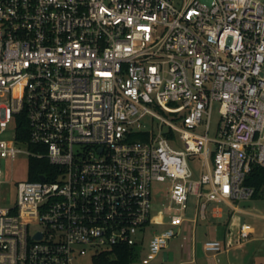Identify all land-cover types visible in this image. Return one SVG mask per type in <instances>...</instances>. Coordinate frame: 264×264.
Segmentation results:
<instances>
[{
	"label": "built area",
	"instance_id": "2783aa9c",
	"mask_svg": "<svg viewBox=\"0 0 264 264\" xmlns=\"http://www.w3.org/2000/svg\"><path fill=\"white\" fill-rule=\"evenodd\" d=\"M21 155L9 201L4 169ZM32 159L46 174L28 178ZM253 164L264 168V0H0V264L141 249L166 216L149 263L208 203L251 197ZM154 183L167 197L155 213Z\"/></svg>",
	"mask_w": 264,
	"mask_h": 264
},
{
	"label": "rangeland",
	"instance_id": "374dc122",
	"mask_svg": "<svg viewBox=\"0 0 264 264\" xmlns=\"http://www.w3.org/2000/svg\"><path fill=\"white\" fill-rule=\"evenodd\" d=\"M218 117L219 115L215 106L214 111L212 113V128L215 127ZM188 162L193 171L194 176L199 177L202 171L204 170L201 163V158L197 155H192L188 157ZM2 166H4L3 163ZM26 169L27 157H25L24 155H21L16 158L12 166L8 165L4 169V178L10 180V186L4 189V194L9 201L15 199V188L13 183L26 178ZM166 198L167 197L166 192L163 189V183H154L152 193V209L154 213L159 208H162L161 203H165L167 201ZM203 200L204 199L202 198L200 202H202ZM230 204H235L239 207V209H241V211H235V215L239 217V221L250 223L252 226L255 227V233L252 236H257L258 238L256 241H254V243H260L264 245V186L262 187L261 191L257 194V196H251L249 198L230 199ZM196 205L197 198L194 195H189V198L187 200V209L185 210L186 218L192 219L195 216ZM213 205L214 203H208V211H206L207 213L204 219L210 218V221L214 219L212 216V212H210V209ZM218 205L224 209V222L221 221L219 225L223 227L227 226V230H232V220L230 221L229 225L225 224L227 219H230V216L232 215V208H230L227 202H220L218 203ZM198 219L200 220V218ZM199 222L195 225V227L194 225H192L194 223H192L191 221L188 223L184 222L179 227H174L177 231V235L168 240L167 246L159 254H157L155 259H152L149 263H142L141 260L146 254V245L149 239L153 235L158 234L166 228L170 227L167 224V218L165 216L164 222L162 224H154L148 228L144 239V244L139 250L138 255L131 261V264H177V256L181 251H184V249H186L185 247L187 246V243L190 241L191 235L193 234V227L195 228L196 232L200 230L201 224ZM208 237L216 238L215 235L211 234V232L208 233ZM165 250H173L176 255L175 259L172 261L163 260L162 252ZM71 264H94V262L90 255H82L74 258Z\"/></svg>",
	"mask_w": 264,
	"mask_h": 264
},
{
	"label": "crops",
	"instance_id": "0c3cea01",
	"mask_svg": "<svg viewBox=\"0 0 264 264\" xmlns=\"http://www.w3.org/2000/svg\"><path fill=\"white\" fill-rule=\"evenodd\" d=\"M227 204L232 208V215L230 219H227L225 224L229 225L232 220V230H227V226L223 227L219 225L221 221L224 222V209L220 207L218 203H214L211 209H218V212H213L210 209L214 219L210 221V218H202L192 224L195 227L200 221L201 228L196 232L193 227V234L185 247L186 249L181 251L177 256V264H264V245L260 243L255 244L254 241H256L258 237L252 236L255 233V227L251 225L252 230L248 238H240L239 226L243 222L239 221V217L235 215V211H241V209L235 204ZM210 232L215 235L216 238H209L208 233ZM206 239H218L222 241L224 250L217 256L206 252L203 248V242ZM165 251H172V260L175 259L176 255L173 250ZM165 251L162 252V259L165 261H172L163 257Z\"/></svg>",
	"mask_w": 264,
	"mask_h": 264
},
{
	"label": "trees",
	"instance_id": "16d2710c",
	"mask_svg": "<svg viewBox=\"0 0 264 264\" xmlns=\"http://www.w3.org/2000/svg\"><path fill=\"white\" fill-rule=\"evenodd\" d=\"M42 167L43 172H38V167ZM49 163L46 159H32L29 165L28 178H37L39 174H46L45 167ZM246 187L253 189L252 196L255 197L264 186V168L260 165L253 164L249 173H247L242 181ZM139 246H122L115 250L101 252L92 257L94 264H131V261L138 255Z\"/></svg>",
	"mask_w": 264,
	"mask_h": 264
},
{
	"label": "water",
	"instance_id": "95a60500",
	"mask_svg": "<svg viewBox=\"0 0 264 264\" xmlns=\"http://www.w3.org/2000/svg\"><path fill=\"white\" fill-rule=\"evenodd\" d=\"M172 255H173V252H172V251H165V252L163 253V257H164L165 259H168V260H172Z\"/></svg>",
	"mask_w": 264,
	"mask_h": 264
}]
</instances>
